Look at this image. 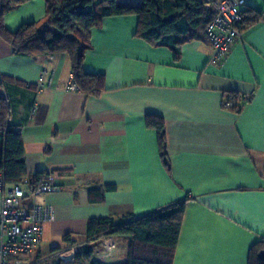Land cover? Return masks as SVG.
Segmentation results:
<instances>
[{
  "label": "crops",
  "instance_id": "0c3cea01",
  "mask_svg": "<svg viewBox=\"0 0 264 264\" xmlns=\"http://www.w3.org/2000/svg\"><path fill=\"white\" fill-rule=\"evenodd\" d=\"M245 1L261 18L220 63H210L209 41L187 42L177 55L136 36L137 15L106 17L83 63L105 75L99 95L67 89L77 85L67 54L17 55L0 36V95L22 130L27 171L47 170L58 185L40 198L56 213L42 242L47 231L50 250L76 249L61 263H75L91 218L142 217L190 195L174 264H248L264 239V0ZM47 5L28 0L5 23L16 31L40 21ZM45 68L53 82L39 93ZM233 92L240 111L225 106ZM151 117L164 122L166 160ZM42 242L30 258L43 257Z\"/></svg>",
  "mask_w": 264,
  "mask_h": 264
},
{
  "label": "trees",
  "instance_id": "16d2710c",
  "mask_svg": "<svg viewBox=\"0 0 264 264\" xmlns=\"http://www.w3.org/2000/svg\"><path fill=\"white\" fill-rule=\"evenodd\" d=\"M28 0H0V36L13 49L14 54L41 56L67 54L72 62L74 81L80 91L99 95L105 89L104 74H89L83 63L91 49L92 31L100 27L106 17L137 15L136 36L155 46H169L177 55L183 44L193 40L209 41L206 28L212 13L200 0H142L139 7L123 5L119 0H48L45 17L40 21L22 24L11 31L5 23V15ZM243 28L257 23L261 16L252 9L244 10ZM0 86L4 78L0 77ZM243 98L239 93L228 96L229 109L240 111ZM226 104V103H225ZM226 106V105H225ZM7 96L0 95V170L7 181L19 183L29 179L31 187L48 180L49 172L40 170L28 173L22 130L10 122ZM149 125L157 128L162 157L166 154V129L164 122L149 118ZM103 199V198H102ZM193 197L184 198L160 207L142 217L133 215L120 219L113 217L91 218L88 221L87 240L78 246L74 264H99L94 257L101 250L106 238L123 237L130 243V258L124 264H174L179 245L187 203ZM67 241L73 242L67 235ZM53 248L51 251H59ZM99 250V251H100ZM264 250V239L250 249L248 264H264L259 253ZM38 255V259H40ZM62 264L60 261L39 264ZM50 264V263H49Z\"/></svg>",
  "mask_w": 264,
  "mask_h": 264
},
{
  "label": "built area",
  "instance_id": "2783aa9c",
  "mask_svg": "<svg viewBox=\"0 0 264 264\" xmlns=\"http://www.w3.org/2000/svg\"><path fill=\"white\" fill-rule=\"evenodd\" d=\"M205 7L212 13L206 28L212 45L210 63H220L231 47L244 36L243 12L246 1L206 0ZM53 77V72L47 68L42 70L38 82L39 93L51 87ZM67 89L79 88L72 82ZM225 105L231 106L230 103ZM57 189L58 185L50 179L37 187H31L27 178L19 183L8 182L5 172L0 170V264H39L48 259L56 262L73 259L75 248L55 251L40 259L30 258L40 248L45 226L56 215L54 207L42 204L40 198ZM103 245L105 252L98 256L102 260L115 251V239L106 238Z\"/></svg>",
  "mask_w": 264,
  "mask_h": 264
},
{
  "label": "rangeland",
  "instance_id": "374dc122",
  "mask_svg": "<svg viewBox=\"0 0 264 264\" xmlns=\"http://www.w3.org/2000/svg\"><path fill=\"white\" fill-rule=\"evenodd\" d=\"M49 233L46 231V234L44 236L43 242H42V256L46 257L49 254H52L53 251H51L50 248V243H51V238L48 235ZM115 242H116V249L113 252L111 256H108V258H104V263L107 264L108 262L114 263V264H124L129 262L130 258V244L129 240L125 239L123 237H114ZM104 244V242H103ZM105 252L104 250V245L103 248L100 251V255H103ZM99 254V253H98ZM98 254L96 257H98ZM41 257V256H40ZM48 261H52V259H48ZM56 261V260H55ZM66 264V263H62Z\"/></svg>",
  "mask_w": 264,
  "mask_h": 264
},
{
  "label": "water",
  "instance_id": "95a60500",
  "mask_svg": "<svg viewBox=\"0 0 264 264\" xmlns=\"http://www.w3.org/2000/svg\"><path fill=\"white\" fill-rule=\"evenodd\" d=\"M259 256L262 260H264V250L259 253Z\"/></svg>",
  "mask_w": 264,
  "mask_h": 264
}]
</instances>
